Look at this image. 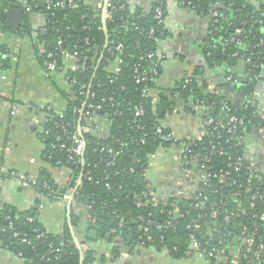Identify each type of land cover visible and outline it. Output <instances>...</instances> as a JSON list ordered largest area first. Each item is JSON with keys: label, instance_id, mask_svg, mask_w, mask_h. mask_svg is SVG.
Here are the masks:
<instances>
[{"label": "trees", "instance_id": "obj_1", "mask_svg": "<svg viewBox=\"0 0 264 264\" xmlns=\"http://www.w3.org/2000/svg\"><path fill=\"white\" fill-rule=\"evenodd\" d=\"M162 1H154L151 9L147 11L126 2L123 9L114 11V18L107 22L106 31L98 26L102 24L99 16L94 19L91 18L92 24L97 22L92 28H84L88 21L83 20L80 15L93 7L91 4H87V0H81L77 8L67 7L56 9L53 13L44 12L39 14L45 20L44 27L46 28V33L40 34L39 41H45L47 49H50L52 43L57 40L59 33L61 31L65 32L64 25L70 24L75 27L72 31L73 37L68 39L67 45L68 43L77 44L85 53L88 52L90 56H94L91 62V67H93L87 73L89 76L94 72L96 73L92 90L96 91L100 97L114 96L116 99L115 105L107 103L104 105L103 110L99 111L101 118L105 116V113L108 114L107 123L102 121L99 115H97L96 120L90 121L92 129L85 134L88 143L85 150L87 162L84 167L80 162H69L68 156L57 150L54 151L50 145L52 135L62 133L58 128V124L79 121V107L82 104L76 97L77 95L73 92L67 95L68 105L62 111H57L54 108L51 110L45 109V117L40 121V126L44 128L42 138L46 145L44 152L47 158L52 156L53 160L51 161L53 164L61 159L62 164L69 166L77 175L83 170L84 176L82 187L79 190V197L84 201L86 199L94 201L92 214L99 217L98 236L109 239L113 244L116 235H119L121 241L128 245L134 246L140 241L139 233L135 230L137 227L135 217L142 212H147L149 208L138 207L133 196V193L140 195L144 189V178L139 173L150 165V157L158 151L161 143L164 146L170 144L156 133V128L161 126L164 130L168 129L163 122V117L166 110L172 109V105L158 87L157 82L160 72L155 75L152 70L153 66L158 71L161 69L157 49L161 39L169 33L166 23L161 24L154 17V9L157 5L164 8ZM179 1L183 3L184 0ZM258 1L257 6L252 0L192 1L196 11L213 16L212 34H210L204 50L206 62L211 66L231 62L242 57H251L252 66L250 71L259 74L260 79L264 78V0ZM8 7V0H0V31L3 32L11 30L5 25ZM215 11L218 12V15H213ZM153 27L155 33L151 35L150 31ZM238 28H241V33L237 32ZM87 36L90 37L91 44L86 46L82 40ZM107 39L109 43L106 49ZM238 41L241 43H237ZM117 43H122L121 50H115ZM213 45L221 50L220 53L217 54L216 47H212ZM149 53H153V56L148 57ZM38 56L45 65V55L39 52ZM107 58L110 61H107ZM116 58L122 59L120 63L122 68L118 74L111 73L106 69L108 63H115ZM10 59L8 46L5 43H0V72L9 67ZM137 63H142L147 68L148 81L136 82L134 69ZM199 71L197 68L192 81L179 96L184 103V108L193 112V106L197 103V100L203 101V104H200L202 111L199 113L202 120L205 116L206 105H210L214 117L224 119V126L221 128L216 127L214 124L204 126L208 134L213 131L218 136L213 137L210 134L205 136L200 143L206 145H209L210 142L223 143L228 148L230 146V149H236L237 151V144L241 141V136L244 135L246 138L250 129L264 124V119L257 112L259 100L253 99L251 88H248L249 99L240 107L234 105L229 98L225 97L221 90L209 93L207 92L208 83L205 77L197 76L200 74ZM75 76L78 80L89 83L85 75L78 73ZM112 78L113 82H109ZM100 82L101 84L97 86V83ZM145 86L151 88V95L144 94L142 89ZM72 91H75V89L73 88ZM152 95H156L158 99L152 100ZM224 103L231 108L230 111L226 112L225 109H222ZM136 104L143 105L146 110V113L141 117H136L133 113V105ZM232 113L244 119L245 124L242 127H238V125L234 127V124L229 123L227 114ZM50 116H52L51 120L46 121L44 119ZM81 123L85 124L86 121L83 119ZM103 123L108 125L107 131L99 129ZM138 124L145 125L146 131L138 128ZM45 129L49 132L46 133ZM68 129L73 130L74 128L68 125ZM144 132L147 133V136L143 135ZM111 146L119 150L120 154L108 155L106 149ZM103 147L105 150L101 151ZM226 157L228 159V156H223L222 159ZM216 158L221 161L218 156ZM111 160H115L116 164L113 167H108L106 164ZM215 163L220 166L223 165L220 162ZM131 167H134L138 175L130 172ZM88 172L92 176L91 179L87 177ZM1 176L0 165V179ZM44 182L51 185L53 191L60 189L61 185L49 175H46L43 181L35 185L41 193H45V196L56 199L54 195L48 194L47 188H43ZM107 182L110 184L109 188L106 186ZM262 206L259 204L258 208L262 209ZM150 209H153L154 217H162L154 208ZM39 215L40 211L36 206L26 211H18L12 206L1 208L0 243L2 246L22 258L25 264H80L81 253L73 241L69 225L66 224L62 234H56L44 227ZM30 217L33 219L30 220ZM77 218L73 215L71 223L77 224ZM10 222L13 223V229L9 228ZM120 222H123L122 226L119 225ZM114 229L116 231H112ZM15 231L26 233L29 238L33 239V243L28 244L19 237H15L13 235ZM42 233L43 236L38 238L37 235ZM153 234L156 241L152 243V246L162 250V245L167 244L173 257L181 258L185 256L183 250L188 245V237L185 232H174V229H165L162 232L155 231ZM161 234L165 235L164 243H160L158 240ZM61 242H63L61 251L51 253V250L59 247ZM117 242L112 247L113 254L122 249L121 242ZM174 245L178 246L180 250L174 252ZM83 261L94 264L96 257L92 250L85 253Z\"/></svg>", "mask_w": 264, "mask_h": 264}, {"label": "built area", "instance_id": "obj_2", "mask_svg": "<svg viewBox=\"0 0 264 264\" xmlns=\"http://www.w3.org/2000/svg\"><path fill=\"white\" fill-rule=\"evenodd\" d=\"M80 1L22 0L21 8L24 14L35 17L44 12L53 13L56 9L77 8ZM192 1L184 0L183 4L194 8L195 5ZM126 2L128 1L97 0L90 3V0H87V4H91L93 7L84 13L82 12L80 15L83 20L88 21L84 25V28H92L97 22H93L94 24H92L91 18L94 19L99 16L102 24L98 26L106 31L107 22L114 18V11L116 9H123ZM154 13V17L159 23H165L166 11L163 7L157 5ZM213 15H218V12L215 11ZM63 29L65 32L61 31L59 33L57 40L52 43L50 49H47L45 41H40L39 52L46 57L44 67L47 73L53 77L55 75H62L71 87L70 92L77 95L76 97L82 105L79 107V121L58 124V128L62 133L53 134L50 145L54 151L57 150L68 156L69 162H80L84 167L87 162L85 150L88 143L85 134L92 129L90 121L96 120L97 115H99L100 119L107 123L108 114L105 113V116L101 118L99 111H102L104 105L107 103L115 105L116 99L114 96L108 98L106 96L100 97L96 91L92 90L96 73L94 72L91 76L87 73L93 67H91V62L94 56H90L88 52L85 53L77 44L68 43L67 45L68 39L73 37L72 31L75 27L66 24ZM241 31V28L237 29L238 33H241ZM154 33L155 28L153 27L150 34ZM2 34L3 31H0V35ZM82 42L86 46L91 44L90 37H85ZM108 43L109 40L107 39L106 49L108 48ZM237 43L241 42L238 41ZM122 47V43H117L115 50H121ZM212 47H216V51H221L216 45ZM152 56L153 53H149L148 57ZM245 59L250 63L251 67V57ZM106 60L110 61L108 58ZM121 62V58H116L115 63H108L106 66L107 71L118 74L122 68L120 66ZM152 70L155 75L159 73L155 66H153ZM134 71L137 83L148 81V71L145 65L137 63ZM78 73L85 75L89 83L78 80L75 76ZM250 76L253 80H257L260 77L259 74L251 71ZM193 77L194 72L187 71L184 74L183 81L176 87L178 96L188 87ZM151 79L153 80V78ZM109 82H113V78ZM100 84L101 82L97 83V86ZM207 86V92L209 93L218 91L216 84L211 81L208 82ZM73 88L75 91H72ZM142 91L145 95H151V88L148 86H145ZM156 95H152V100L158 99ZM253 99L256 100L255 97ZM201 103L203 104V101L197 100V103L193 106L196 113L202 111L200 107ZM45 109L51 110V108L43 107L35 109L36 112L32 118V124L40 125V115L44 114L45 117ZM222 109H225L226 112L231 110L226 103H224ZM21 110L22 106L20 104L12 105L13 113H20ZM257 112L264 119V103L258 102ZM133 113L136 117H141L146 113V110L143 105L136 104L133 105ZM204 114L199 133L187 136L183 140L175 137L174 132L169 129L164 130L161 126L156 128V133L170 143L168 146H164L161 143L158 151L173 147L177 148L175 151L177 167L174 169V173L179 175L180 187L176 192L172 193L164 186H157L149 177V166L139 173L144 178V189L140 195L133 193V196L136 199L138 207H147L149 209L147 212H142L135 217V222L137 223L135 230L139 233L140 240L137 245L143 248L150 247L156 241L153 234L155 231L162 232L165 229H174V232L182 231L187 234L188 245L183 250L185 256L198 255L206 259L210 264H264V148L260 151L261 154L263 153L262 162L255 165L249 159L247 139L244 135L241 136V141L237 144V151L236 149H230V146L228 148L223 143L215 144L210 142L209 145L200 143L204 140L205 136L210 134L213 137L218 136L213 131L208 134L204 126H209L210 124H214L218 128L224 126V119L222 117H214L210 105H206ZM227 117L229 118V123L234 124V127L236 125L242 127L245 124L244 119L235 113L227 114ZM44 119L46 121L51 120L52 116ZM83 119L86 121L85 124L81 123ZM68 125L73 126L74 129L69 130ZM107 127L108 125L103 123L99 129L107 131ZM259 127L264 130V124ZM138 128L146 131L145 125L138 124ZM42 130L44 131V128ZM45 132L47 133L49 130L45 129ZM143 135L147 136V133L144 132ZM103 150H105L104 147L101 151ZM106 153L108 155H119L120 151L111 146L107 147ZM217 156L221 161L217 160ZM223 156H228V159L227 157L222 159ZM48 157L50 160H53L52 156ZM215 162H220L223 165L220 166ZM56 164L64 165L61 159H58ZM115 164V160H111L106 165L113 167ZM130 172L138 175L134 167L130 168ZM1 173V178L13 179L24 186L39 184L37 180L23 172L11 171L1 166ZM81 173L84 176L83 170ZM80 174L77 175L73 171L67 177V184L65 186L61 185L57 191H53L51 185L46 182H44L43 188H47L48 194L54 195L57 200L65 204L71 201V213L74 216L78 217L81 213H87L92 228L97 229L99 217L96 214H92L94 201L87 199L84 201V199H80L79 197V190L82 187L83 181L82 178V181L77 185ZM87 177L88 179L92 178L89 172ZM106 186L109 188L110 184L107 182ZM42 195H45V193H42ZM259 204L263 205L262 209L258 208ZM36 207L40 210L42 205L38 204ZM150 208H154L162 217H154L155 213ZM29 219L32 220L33 218L30 217ZM119 225L122 226L123 222H120ZM9 228L13 229L12 222H10ZM13 235L19 237L23 242L28 244L33 243V239L29 238L26 233L15 231ZM41 236H43V233L37 235L38 238ZM78 240L85 255L90 248L87 246V243H83L81 237H78ZM114 240V244H116V241L121 242V237L116 235ZM158 240L160 243H164L165 235L161 234ZM60 244L59 247L52 249L51 253L60 252L63 242ZM161 249L170 253L167 244L162 245ZM179 250L180 248L174 245V252ZM82 264L92 263H85L83 261Z\"/></svg>", "mask_w": 264, "mask_h": 264}, {"label": "crops", "instance_id": "obj_3", "mask_svg": "<svg viewBox=\"0 0 264 264\" xmlns=\"http://www.w3.org/2000/svg\"><path fill=\"white\" fill-rule=\"evenodd\" d=\"M8 1L11 4L9 7L21 8L22 0ZM127 1L147 11L155 0ZM252 2L256 6L259 4L258 0ZM162 3L169 33L161 39L157 49L161 64L157 84L172 105L171 110H166L163 122L175 137L183 140L187 136L197 135L201 128L200 114L194 111V107L193 112L186 110L176 93V87L181 84L187 71L195 72L198 68V77H205L207 83L211 81L216 84L218 91L221 90L238 107L249 99L248 88L252 89L253 97L264 103V78L253 80L250 66L238 61L241 58L212 66L206 62L204 50L213 28L211 14L200 13L179 0H163ZM33 20L35 25H28V21L23 20L25 28L8 27L11 30L0 35V43L8 46L11 58L9 67L0 72V165L11 171L23 172L38 182L49 175L65 186L73 170L67 165L53 164L47 158L43 130L31 121L37 107L64 110L71 87L62 75L53 77L47 73L38 56L39 36L45 20L40 15L33 17ZM13 104L22 106L20 113L12 112ZM43 117L44 114L40 115L41 121ZM246 139L249 159L252 164L258 165L263 160L260 151L264 148V130L253 127ZM176 149L158 151L162 153L158 155L155 171L151 162L148 168L150 179L172 193L180 187L179 175L174 173L177 167ZM38 204L42 205L39 217L44 227L62 234L68 224L72 237H81L83 243H87L93 251L96 257L94 264H210L198 255L173 257L154 246L143 248L130 245L132 248L122 247L113 254L114 244L109 239L98 234L95 238L90 236L92 224L87 213H81L76 219L77 224H72L73 215L71 211L68 212L67 204L42 195L34 185L24 186L13 179H0V209L12 206L18 211H26ZM0 264L25 262L0 243Z\"/></svg>", "mask_w": 264, "mask_h": 264}, {"label": "water", "instance_id": "obj_4", "mask_svg": "<svg viewBox=\"0 0 264 264\" xmlns=\"http://www.w3.org/2000/svg\"><path fill=\"white\" fill-rule=\"evenodd\" d=\"M10 1L18 2V1H15V0H10ZM23 19H24V12H23L22 8L9 7L7 9L5 25L7 27H14V28L24 27L25 28L26 26H24L25 24L23 23ZM27 20H28V23L27 24L28 25H30V24L32 25V19L30 17H28ZM45 33H46V29L44 27L42 29V31H41V34H45ZM216 52H217V54L220 53L219 50H217ZM238 61L246 62L247 65L250 66V63L247 62L245 58H241ZM238 61H236V62H238ZM82 178H83V173L80 174V177L78 179L77 185L82 181ZM67 210L70 213V211H71V201H69L68 204H67ZM97 234H98L97 229L96 228H92L91 231H90V236L93 237V238H95ZM73 239H74V242H75L76 246L80 250V253H81L80 264H82L83 263V260H84V254H83V250H82L81 244H80V242L78 241V239H77V237L75 235L73 236ZM120 245H121V247L132 248L130 245L126 244L123 241H121V244Z\"/></svg>", "mask_w": 264, "mask_h": 264}, {"label": "rangeland", "instance_id": "obj_5", "mask_svg": "<svg viewBox=\"0 0 264 264\" xmlns=\"http://www.w3.org/2000/svg\"><path fill=\"white\" fill-rule=\"evenodd\" d=\"M160 153H162V152L155 153V154L153 155V157H152V156L150 157V161H149V162H151V164H153V172L155 171V168H154V167L156 166V164H157V162H158V160H159L158 155H159Z\"/></svg>", "mask_w": 264, "mask_h": 264}, {"label": "flooded vegetation", "instance_id": "obj_6", "mask_svg": "<svg viewBox=\"0 0 264 264\" xmlns=\"http://www.w3.org/2000/svg\"><path fill=\"white\" fill-rule=\"evenodd\" d=\"M9 4H10V3H9ZM10 5H11V4H10ZM7 9H8V8H7ZM6 14H7V11H6ZM31 17H32V16H31ZM27 19H28L27 14H24V19H23V20L26 22V21H28ZM5 21H6V20H5ZM32 24L35 25L34 20H33V17H32ZM6 27H7V26H6ZM40 34H41V33H40Z\"/></svg>", "mask_w": 264, "mask_h": 264}, {"label": "bare ground", "instance_id": "obj_7", "mask_svg": "<svg viewBox=\"0 0 264 264\" xmlns=\"http://www.w3.org/2000/svg\"><path fill=\"white\" fill-rule=\"evenodd\" d=\"M28 17H30L29 15H27ZM32 19V17H30Z\"/></svg>", "mask_w": 264, "mask_h": 264}]
</instances>
